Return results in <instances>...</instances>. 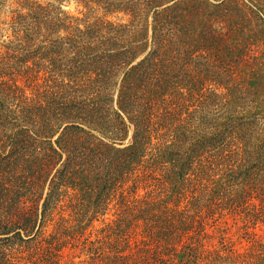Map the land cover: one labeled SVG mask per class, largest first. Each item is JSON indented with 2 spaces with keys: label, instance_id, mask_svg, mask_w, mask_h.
<instances>
[{
  "label": "trees",
  "instance_id": "16d2710c",
  "mask_svg": "<svg viewBox=\"0 0 264 264\" xmlns=\"http://www.w3.org/2000/svg\"><path fill=\"white\" fill-rule=\"evenodd\" d=\"M65 1L0 12V264H264V0Z\"/></svg>",
  "mask_w": 264,
  "mask_h": 264
},
{
  "label": "rangeland",
  "instance_id": "374dc122",
  "mask_svg": "<svg viewBox=\"0 0 264 264\" xmlns=\"http://www.w3.org/2000/svg\"><path fill=\"white\" fill-rule=\"evenodd\" d=\"M38 2H45L46 0H35ZM49 1V0H47ZM5 3L4 7L1 9L2 14H7L12 10L20 9L24 0H2ZM56 7L68 12L72 15H78L80 17H84L83 14L79 12L84 10L87 12L89 9H84L77 0H66L62 4H55ZM145 193V191H142ZM99 226V222L96 223ZM250 226V225H248ZM258 233L262 234L263 231L258 227L256 230ZM249 233L253 232V228H249L246 226V222L243 218L235 217V216H227L217 223L214 222L210 224L209 227V236L204 240V244L207 248L217 247V249L223 248V245H229L232 243L234 248L242 249L248 244V236ZM71 254L67 255L66 259H70ZM18 264H25L24 262H20Z\"/></svg>",
  "mask_w": 264,
  "mask_h": 264
}]
</instances>
